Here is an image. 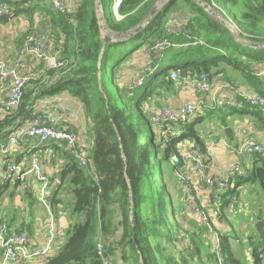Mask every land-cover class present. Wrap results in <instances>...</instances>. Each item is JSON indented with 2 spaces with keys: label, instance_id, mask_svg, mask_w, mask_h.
<instances>
[{
  "label": "trees",
  "instance_id": "1",
  "mask_svg": "<svg viewBox=\"0 0 264 264\" xmlns=\"http://www.w3.org/2000/svg\"><path fill=\"white\" fill-rule=\"evenodd\" d=\"M44 1L16 2L13 11L17 4L22 3H29L26 11L31 14V19H34L37 9L41 11L39 22L43 23L40 24L44 27V34H56L53 43L60 49V58L69 60L73 56L74 60L61 70L56 79V73L51 69L44 83L31 81L33 88H24L18 110L0 119V140L18 126L19 117H30L36 97L68 91L83 104L86 118L93 124L95 142L86 152L89 158L87 167L77 163L70 152L65 153L67 160L59 177L62 184H68L75 199L72 215L80 217L69 226L67 240L60 250L39 264H102L96 250L97 242L100 237L106 242V238H112L119 228L121 236L117 246L113 248L106 244L107 251L114 256L119 255L121 260L132 259L131 264H195L196 259L206 264L208 258L215 261L216 255L212 252L203 259L201 251L204 246L210 250L211 241L208 240V245L205 237L198 241L195 233L187 232L185 225L180 224V220L188 216L183 213L187 207L186 195L174 178L171 164V158L179 151L181 139L203 146L195 122L180 124L176 130L183 128L182 138L170 139L166 133L164 135L153 128V110L149 113L148 104L153 109L156 96L174 89L176 81L170 79L172 69L177 70L180 76L191 78L206 73L211 77L220 61L229 59L238 47L231 29L214 20L204 5L194 0H182V3L165 0L153 14L158 0H121L120 17L114 10L116 0H100L105 33L114 38L106 43L97 0H80L78 6H68L65 13L54 9L50 0H47L49 4ZM213 1L230 7L245 38L264 41V0ZM178 8L181 13L173 15L172 12ZM170 23L183 24L190 39H202L205 44L190 47L171 45L161 58H156L153 52H144L142 59L151 61V66L159 68V72H155L152 81L143 87L129 85L128 77H119V73L130 63L131 56L133 62L142 50L153 46L155 39L190 40L184 33L167 35ZM141 25L144 27L137 30ZM115 34L121 35L115 38ZM127 34L131 36L127 37ZM247 107H251L264 124V107L251 104ZM142 117L151 126V145L148 144ZM9 126L12 129L5 131L4 128ZM152 145L153 152H150ZM252 176L260 182L264 192V163L255 166ZM228 196L225 193L221 199L219 215L224 219V211L230 205ZM117 210L121 219L115 224ZM263 216L259 214V219H264ZM217 224L219 226L220 221ZM220 232L226 264H247L232 250L230 239L236 237L234 229L233 232ZM256 236V241L249 244L253 264H263L264 248L260 235L257 233ZM189 254L191 260L187 257Z\"/></svg>",
  "mask_w": 264,
  "mask_h": 264
},
{
  "label": "crops",
  "instance_id": "2",
  "mask_svg": "<svg viewBox=\"0 0 264 264\" xmlns=\"http://www.w3.org/2000/svg\"><path fill=\"white\" fill-rule=\"evenodd\" d=\"M65 2L66 5L72 8L78 6L80 0H65ZM44 3L49 4L50 2L46 0ZM29 7V3L17 4L15 6V11H13V16L0 17V58L3 59L8 66H17L20 64V72L30 74L32 76L31 81L40 80L43 82L49 78L48 72L51 70L46 66L44 61L31 59V57L28 56L23 57L21 61L19 60L21 55V43L24 37L36 31L45 33L44 27L42 26L43 23L39 22L42 12L37 9L34 13V19H31V14L26 11ZM179 9L180 8L174 10L172 14H180L181 12H179ZM217 9L219 10V8ZM225 16H229V19L231 18L233 20V15L228 14ZM46 21H48V19H46ZM233 21L236 23L235 20ZM224 22L223 20V23ZM227 25L229 26L228 23ZM237 25L239 26V23ZM48 27H50L49 24ZM232 32L238 47L229 59L223 58L215 70L212 71L213 74L210 77L212 89L208 95L204 98H199L192 81L187 84H182L178 81L172 91H164V94H167L170 98V107L177 108L185 100L201 103L192 122H195V129L203 141L202 149L206 153L208 152V139L210 138L208 135L211 130L217 131L219 136L223 137L229 145H239L250 138L264 144V124L258 116L255 115L254 110L251 107H247L244 110L234 111L231 106L229 107L223 103L224 98L233 95L238 98L240 94L246 96L259 94L264 96V77L259 75V71L264 68V41L259 42L249 38L247 39L243 36L244 33L242 30L239 33L240 35H236L234 29H232ZM47 37L55 40L56 34L49 33ZM190 79H192V77ZM31 81L28 82L26 89L33 88L32 83H30ZM8 94V87L0 84V119L4 118L7 114L3 109L2 101L8 97ZM214 102L216 103L214 104ZM31 111L30 117L35 113L44 112L49 120L57 124V127L73 129L78 139L84 144L86 152L93 147L95 142L92 130L93 124L86 118L84 106L81 101L73 97L68 91L58 92L53 95H39L34 100V106L31 107ZM30 117H19L17 120L18 126L15 127L7 137L17 135L20 130L30 122ZM224 119L225 123L223 122ZM10 129H12L10 126L4 128L5 131ZM179 129L183 128L179 127ZM67 152L68 149L62 144L41 143L28 139L16 145L14 151L11 153V158L23 165L28 164L29 158L32 155H36L42 160L44 172L47 174L48 178H50L45 196L48 201V206L42 202L40 197V190L43 185L42 182L37 181L30 174L25 176V181H8L0 187V222H7L14 230H26L28 236H30L31 244L34 246L45 245L49 239V231L52 229L54 240L50 249L51 255L56 254L66 242V231L69 226L75 222V216L72 215L75 199L72 193H70L71 199L67 198L65 194L62 193L66 184H62L61 178L59 177V172L67 160V158H65V153ZM210 153L215 158V166L211 169L210 173L213 172L226 175L225 172L232 162H239L246 172L249 173L248 178L236 179L232 187L220 194V196L217 195L218 193L216 191L214 192V190L210 188H204L199 192L202 204L209 210L208 212L211 214L218 213L219 215L223 194L226 193L230 195L232 191H234L237 193H235L236 196H238L239 193L238 199H240V201L235 198V200H238L236 205L245 201L246 197L242 195L240 191L247 186L245 185L246 182L254 179L252 172L255 166L260 165L262 162L255 154L243 152L236 153L223 143L212 146ZM5 169L6 163L3 156L0 154V176L4 173ZM24 184H27V187H25ZM261 192H263V190ZM213 206L217 207L219 212L213 210ZM233 206H235L234 202H230L227 209H232ZM250 209V220L248 222L252 223L254 218L261 220L259 219V214L264 215V203L262 206H252ZM228 214L229 218H231L230 212ZM228 214H226V217H228ZM114 215L115 224H118L121 219L119 211L117 210ZM186 215L188 216H186L185 219L182 218L180 224L185 225V229H188L187 232L195 233L198 241H200L201 238H204V236L199 233L202 229L200 214L194 212ZM226 219L227 218L224 219L223 216H221L218 221H220L221 226H228V228L233 231L232 226L226 223ZM242 222L244 223V221ZM196 224H198V227L195 226ZM238 227H240V224H238ZM193 230H196L197 233ZM257 233L258 232H255L254 235H252L250 241L253 239L256 241ZM120 236L121 228L114 233L112 238L106 241V244L107 242L109 244L110 240L118 241ZM206 244L208 245L207 242ZM209 245L210 250H208L209 247L206 248L205 246L201 250L203 259H205V257L207 258L209 253H213L211 243ZM236 245L235 242L232 245V250L235 246V255L243 261L244 259H242V256L244 254L240 249H236ZM245 254L247 257V262L245 263L253 264L250 245L247 247ZM42 260L43 258L23 259L16 264H39ZM196 261L197 264H204L202 261L201 263L198 262L197 259L195 260V264ZM0 264H13L4 260L1 249ZM117 264H123V262L117 259ZM206 264H214V261L208 258Z\"/></svg>",
  "mask_w": 264,
  "mask_h": 264
},
{
  "label": "built area",
  "instance_id": "3",
  "mask_svg": "<svg viewBox=\"0 0 264 264\" xmlns=\"http://www.w3.org/2000/svg\"><path fill=\"white\" fill-rule=\"evenodd\" d=\"M20 1L25 0H8V2L0 0V16L13 14V5ZM120 1L116 0L114 3V10L118 17H120ZM50 2L53 8L60 12L65 13L68 9L65 0H50ZM213 5L224 13V10L218 3L213 1ZM232 23L238 26L233 20ZM166 33L169 36L174 33H184L188 39L191 38L188 35L189 31H187L183 24L170 23L167 26ZM154 41L153 46L148 49V52L150 54L153 52L156 58H161L163 52L171 47V45L190 47L205 44L204 40L198 38L190 39L187 42H173L168 39H155ZM21 44L19 60L21 61L23 57L28 56L31 59L44 61L49 69L55 71V79L59 76L61 70L69 64L68 60L60 58V49H57L53 43V39L47 37L44 33L39 31L29 33L24 37ZM150 62L149 60L147 61L143 72L139 73L134 79L137 80L140 86H144L155 72H159V68L151 67ZM19 67L20 64L17 66H8L0 58V84L7 86L9 89L8 97L2 101L3 109L7 114L15 113L18 110L22 103L24 88L32 79L30 74L21 73ZM259 75L264 77V68L259 71ZM170 79L176 82L180 81L182 84L191 83L192 81L199 98H204L212 89L211 78L206 73H199L190 79L188 76H180L177 70L172 69ZM157 102L159 103L158 105L156 104ZM169 102L170 98L164 93L154 98V107L152 109L154 111L151 115L152 126L157 131H161L163 134L166 133L170 139L182 138L184 134L183 129L176 130V128L180 124L188 123L190 120L192 121L201 103L185 100L179 107L174 108L170 107ZM223 103L238 110L244 109L249 104L264 107V96L259 94L249 96L240 94L238 98L233 95L224 98ZM29 121L17 135L0 140V154L6 163V169L0 176V187L8 181H25V176L30 174L37 181L42 182L40 197L42 202L48 206V201L45 196L50 178L44 172L42 160L36 155H32L29 158L30 160L27 165L13 160L11 153L14 151L15 146L20 144L21 141L28 139L41 143H59L64 145L68 149V152L72 154L73 158H75L76 162L82 166L87 167L89 165V158H87L84 144L78 139L73 129L57 127V124L49 120L44 112L33 114ZM208 136L210 138L208 139L209 145L207 153L203 151V146L187 139H181L179 151L171 158V164L173 166L174 178L178 181L183 193L186 195L187 207L183 213L197 212L200 214L202 229L199 233L212 243V251L216 255L214 264H226L222 232H220L217 224L221 216L218 213L211 214L208 212L209 210L202 204L199 192L204 188H210L220 196V194L232 187L236 179L239 177L248 178L249 173L246 172L239 162H232L225 172L226 175L210 173L211 169L215 166V158L211 155L210 150L212 146L223 143L236 153L255 154L264 163V144L250 138L239 145H229L215 130H211ZM24 186L27 187V184H24ZM48 236L49 239L45 245L34 246L31 244L30 236H28L26 230H14L7 222H0V249L4 260L16 264L23 259H46L52 256L50 254L54 240L52 229H50ZM253 241L255 239L251 240V242ZM96 250L97 254L101 257L102 264H114L113 257L107 251L106 242L103 237L99 238ZM187 257L191 260L190 254Z\"/></svg>",
  "mask_w": 264,
  "mask_h": 264
},
{
  "label": "rangeland",
  "instance_id": "4",
  "mask_svg": "<svg viewBox=\"0 0 264 264\" xmlns=\"http://www.w3.org/2000/svg\"><path fill=\"white\" fill-rule=\"evenodd\" d=\"M181 1L182 0H178L179 3ZM194 1L200 2L201 5H204V8L206 7L205 9L207 11H209L211 17L214 20L219 21L224 26H227V27H229V26L231 27L232 26L231 28L229 27V29H231V31H232V29H234L236 35H240L239 34L241 32L240 28L238 26H235L232 23V20H231V18L229 19V16L228 17L225 16V15H228V14L229 15H233L229 6L227 7L223 3H220V6L224 9V13H226V14H224L220 10H218L216 8V6L213 5V1L210 2V3H207L204 0H194ZM164 2H165V0H158L157 1V6L155 8L162 6L164 4ZM97 3H98V1H97ZM101 11H102V9L98 7L99 15H100ZM222 19L225 22H227L229 24V26L227 25V23H225V22L223 23ZM233 20H235V22L237 24L239 23V20H237L234 15H233ZM233 25H234V27H233ZM118 36H120V35H116V34L114 35L115 38H118ZM148 49L149 48H146L144 51L142 50L141 51L142 53L138 57H135L133 62H131L132 61V56H131L129 58L130 63H128V65L122 67L121 72L119 73V77H123V78L124 77L125 78L128 77V80H130L129 83H128L129 85L140 86V85H138L137 80H134V79L137 77V75L139 73L143 72L144 68L147 65V59H142V56L144 55V52H147L148 54H150L148 52ZM69 60H68V62L72 64V62L74 60L73 56H71L69 58ZM150 65H151V62H150ZM152 79H153V76L150 77L148 82H151ZM161 93H163V92H161ZM147 103H149V100H148ZM156 104L158 105L159 103L157 102ZM148 107H149V113H150V110H152L150 108L151 105L148 104ZM142 122H143L144 128H145L146 133H147L148 144L151 145L152 144L151 143V138L152 137H151V126H150V123L144 117H142ZM189 123H192V121L190 120ZM145 141L147 142V139ZM149 151L153 152V145L150 147ZM157 161H158V159H157ZM158 165H160L159 162H158ZM158 172H159V170H158ZM67 185L68 184H66L65 187L63 188V190H62L63 192L62 193L65 194V196L67 198L71 199V197H70L71 191H70L69 186H67ZM245 185H247V186L244 187V189L242 191H240L242 193V195H245V197H246L245 201H242V203H239L238 205H236V202L238 200L240 201V199H238L239 198V193H238V196H236L237 193L232 191V194H230L228 196V200L231 203L234 202L235 206H233L232 209H227L225 212H226V214H228L230 212L231 218H229V214H228V217H226L227 218L226 219V223L229 224V226H232V228L234 229V231L236 233V237L233 236L232 239H230L231 245H233L236 242V244H237L236 245V249H240L243 252L244 255L242 256V259H244L243 260L244 262H247V257H246L245 253H246L247 247L250 244V238L252 237V235H254L255 232H257L256 231V226H257V223L259 221L258 219L254 218L252 223L248 222L250 220V216H249L250 215V210H251L250 208L252 206H262L263 203H264V194H263V192H261L262 189H261L260 183H259V181L257 179H251V181L246 182ZM235 198H237L238 200H235ZM213 210H216L217 212H219V209L217 207H215V206H213ZM79 217L75 216V220H77ZM242 221H244V223ZM238 224H240V227H238ZM195 226L198 227V224H196ZM218 228L221 231H231V232H233L231 229L228 228V226L227 227H223V226L220 225ZM106 239L108 241V238H106ZM117 242H118L117 240L116 241L115 240H113V241L110 240L109 244H108V242H107V244H108V246L111 245L114 248V247L117 246ZM206 242L208 243L207 239H206ZM126 249L130 250V248H128V247ZM233 250H235V246L233 247ZM118 253H119V250H118ZM110 254L113 257L112 258L113 263L117 264V259H120L119 255L114 256L112 253H110ZM128 258H129V256H128ZM121 261L123 262V264H131L132 259H126V260H121Z\"/></svg>",
  "mask_w": 264,
  "mask_h": 264
},
{
  "label": "water",
  "instance_id": "5",
  "mask_svg": "<svg viewBox=\"0 0 264 264\" xmlns=\"http://www.w3.org/2000/svg\"><path fill=\"white\" fill-rule=\"evenodd\" d=\"M98 1V7L99 8H101L102 9V11H101V13H100V15H99V20H100V23H101V26H102V30L104 31V33H105V31H106V24L104 23V19H103V17H104V11H103V7H102V4H101V2H100V0H97ZM158 9V7L157 8H155L153 11H152V14L153 13H155V11ZM144 27V25H141L139 28H137V30H140V29H142ZM121 35V34H120ZM129 36H131V35H129V34H127V37H129ZM113 39L114 38H112V37H110V36H108L106 33H105V35H104V41L106 42V43H109V42H111V41H113ZM256 231L260 234V236H261V242H262V246H263V248H264V220H259L258 221V223H257V226H256Z\"/></svg>",
  "mask_w": 264,
  "mask_h": 264
}]
</instances>
